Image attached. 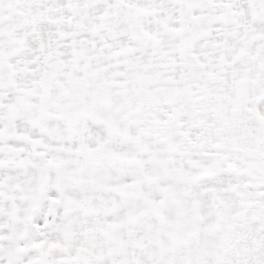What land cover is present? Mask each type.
Returning a JSON list of instances; mask_svg holds the SVG:
<instances>
[{
  "label": "snow or ice",
  "instance_id": "obj_1",
  "mask_svg": "<svg viewBox=\"0 0 264 264\" xmlns=\"http://www.w3.org/2000/svg\"><path fill=\"white\" fill-rule=\"evenodd\" d=\"M0 264H264V0H0Z\"/></svg>",
  "mask_w": 264,
  "mask_h": 264
}]
</instances>
